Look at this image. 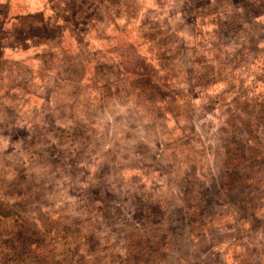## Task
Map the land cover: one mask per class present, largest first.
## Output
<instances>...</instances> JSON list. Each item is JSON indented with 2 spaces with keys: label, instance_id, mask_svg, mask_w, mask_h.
<instances>
[{
  "label": "rangeland",
  "instance_id": "rangeland-1",
  "mask_svg": "<svg viewBox=\"0 0 264 264\" xmlns=\"http://www.w3.org/2000/svg\"><path fill=\"white\" fill-rule=\"evenodd\" d=\"M0 264H264V0H0Z\"/></svg>",
  "mask_w": 264,
  "mask_h": 264
}]
</instances>
